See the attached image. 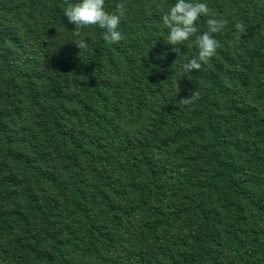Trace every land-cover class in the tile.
Returning <instances> with one entry per match:
<instances>
[{
    "label": "trees",
    "instance_id": "trees-1",
    "mask_svg": "<svg viewBox=\"0 0 264 264\" xmlns=\"http://www.w3.org/2000/svg\"><path fill=\"white\" fill-rule=\"evenodd\" d=\"M50 4L0 0V264H264V0Z\"/></svg>",
    "mask_w": 264,
    "mask_h": 264
},
{
    "label": "rangeland",
    "instance_id": "rangeland-1",
    "mask_svg": "<svg viewBox=\"0 0 264 264\" xmlns=\"http://www.w3.org/2000/svg\"><path fill=\"white\" fill-rule=\"evenodd\" d=\"M43 4L46 5L48 9L52 7L50 0H43ZM51 12L52 11L40 15L39 9L36 8V12L33 13L34 17L27 19L25 11L23 10L18 21H12V15L8 14V20L5 22V30L20 38L32 37L34 34L47 36L46 39L48 42H51V33H54L52 34V38L57 39L59 37L58 41L66 48H70L72 45L77 48L85 46L86 43L93 38L91 26H85L84 29L79 32L69 29H56V31H54L51 29L52 24H54L50 15ZM113 13L124 20L127 19V10L120 1L116 2ZM53 27L55 26L53 25Z\"/></svg>",
    "mask_w": 264,
    "mask_h": 264
}]
</instances>
